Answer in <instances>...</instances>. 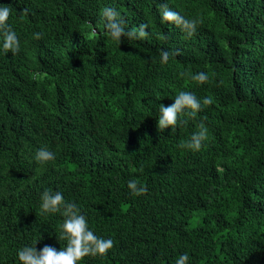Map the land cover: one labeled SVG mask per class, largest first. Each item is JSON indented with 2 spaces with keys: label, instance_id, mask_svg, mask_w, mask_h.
<instances>
[{
  "label": "trees",
  "instance_id": "trees-1",
  "mask_svg": "<svg viewBox=\"0 0 264 264\" xmlns=\"http://www.w3.org/2000/svg\"><path fill=\"white\" fill-rule=\"evenodd\" d=\"M0 7L20 40L15 54L0 48V264H21L24 246H66L64 217L41 214L45 190L113 240L78 264H176L184 254L186 264H264V0ZM106 7L126 32L146 25L148 35L116 41ZM166 9L199 20L195 33L165 21ZM199 72L206 82L192 79ZM181 91L200 110L159 129L161 104ZM202 127L199 150L181 147ZM41 148L55 159L37 161ZM133 180L146 192L133 195Z\"/></svg>",
  "mask_w": 264,
  "mask_h": 264
},
{
  "label": "clouds",
  "instance_id": "clouds-1",
  "mask_svg": "<svg viewBox=\"0 0 264 264\" xmlns=\"http://www.w3.org/2000/svg\"><path fill=\"white\" fill-rule=\"evenodd\" d=\"M11 10L8 7H0V48L5 52L11 51L13 54L20 50V40L16 32L12 29L9 21ZM105 18V26L111 37L116 41H120L122 36L143 38L148 35L145 31L146 25H141L139 30L126 32L118 20V13L111 7L103 9L102 13ZM165 21L174 22L181 25L190 36L195 33L199 20L185 19L178 12L165 10L163 17ZM36 39L40 38V33L33 34ZM168 54L165 52L161 57L162 62H167ZM192 79L199 83L208 80V76L204 72H199ZM174 102L169 106L161 104L159 108L158 127L165 129L177 125L178 114L184 109H191V114L195 115L201 108V103L196 95L189 91H181L173 99ZM205 105L211 103L210 98L203 100ZM207 130L201 128L198 133H194L189 142L182 144L181 147L199 150L201 142L206 137ZM36 160L39 162H48L55 159V154L47 148H41L36 153ZM128 188L133 195H141L146 192V187L139 185L136 181H129ZM41 214L49 215L59 213L64 217L63 223L60 225L61 234L59 239L65 240L66 246L59 251L52 246L45 245L41 250H37L34 245L24 246L17 250L16 256L21 264H78L86 256L106 255L113 247V240L110 238L98 237L89 227L86 216L81 213L75 203L65 200L64 195L60 191L50 192L45 190L40 197ZM189 260L187 254L181 255L176 264H186Z\"/></svg>",
  "mask_w": 264,
  "mask_h": 264
}]
</instances>
